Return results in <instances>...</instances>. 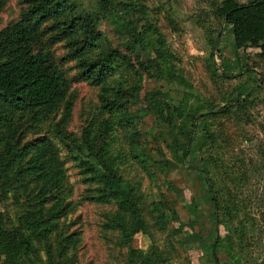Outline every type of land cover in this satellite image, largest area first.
<instances>
[{
  "label": "rangeland",
  "instance_id": "1",
  "mask_svg": "<svg viewBox=\"0 0 264 264\" xmlns=\"http://www.w3.org/2000/svg\"><path fill=\"white\" fill-rule=\"evenodd\" d=\"M22 2L0 0V30L18 18ZM64 2L75 16L100 18L99 51L116 50L117 67L100 88L69 83L73 63L59 66L69 117L61 121L62 106L41 121L12 113L0 127V163L43 136L63 167L39 216L49 231L30 241L19 264H215L212 256L216 264H264V59L257 49H234L230 26L213 15L220 0H111L103 12L99 0ZM127 25L138 43L124 34ZM66 47L49 50L56 63ZM100 100L117 109L99 112ZM84 162L96 174L109 168L129 194L120 220L115 202L94 199L102 186ZM203 172L222 203L231 192L222 217ZM7 174L1 222L15 228L35 190ZM222 219L226 225H217Z\"/></svg>",
  "mask_w": 264,
  "mask_h": 264
},
{
  "label": "trees",
  "instance_id": "2",
  "mask_svg": "<svg viewBox=\"0 0 264 264\" xmlns=\"http://www.w3.org/2000/svg\"><path fill=\"white\" fill-rule=\"evenodd\" d=\"M110 1L99 0L102 12ZM22 3L25 9L18 18L0 30V127L9 122L12 113H30L41 121L61 106L63 121L69 117V106L64 104L68 82L102 88L117 67L116 50L109 48L106 52L99 51L103 34L96 30L100 19L97 15L75 16L64 0H23ZM213 15L230 26L234 49H257L256 56L264 59V0H251L246 4L220 0L213 5ZM124 34L132 40V45L141 40V36L129 25L124 29ZM62 44L67 46V50L56 63L49 50ZM96 50L99 52L95 54ZM69 63H73L74 72L67 82L58 67ZM99 109V112L111 114L117 107L115 103L100 100ZM190 127L192 131L193 124ZM190 134L184 137L181 159L187 155L185 144H189ZM29 154L31 156L25 165L14 169ZM84 164L88 165L86 171L91 173L93 181L102 186L94 199L115 202L120 220L119 212L131 203V198L121 190L119 178L107 167L103 168L101 174H96L90 163ZM8 171H12L14 179L25 182L26 185L20 186L22 189L33 186L35 190L34 204L21 217L17 227L4 225L0 214V264H19L21 251L30 247V241H43L49 231L39 216L48 200L46 194L62 180L63 167L55 146L47 137L41 136L24 144L0 163V173L4 174L0 185H11ZM205 180L211 208L220 214L227 211L225 204L232 197L231 192L226 189L222 195L226 201L222 203L213 195L206 174ZM233 205L236 208L232 201ZM54 215L52 212L51 216ZM259 221L264 229V208L260 211ZM222 222L226 225L224 219L217 220L216 224L222 225ZM235 234L241 242L242 233L236 230ZM216 239L219 240V234ZM132 254L137 253L132 251ZM211 259L216 264L213 256Z\"/></svg>",
  "mask_w": 264,
  "mask_h": 264
}]
</instances>
